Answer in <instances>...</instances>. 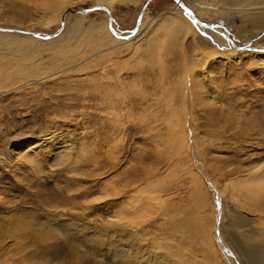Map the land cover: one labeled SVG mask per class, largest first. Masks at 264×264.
<instances>
[{
	"label": "rangeland",
	"instance_id": "1",
	"mask_svg": "<svg viewBox=\"0 0 264 264\" xmlns=\"http://www.w3.org/2000/svg\"><path fill=\"white\" fill-rule=\"evenodd\" d=\"M147 1L100 5L130 34ZM237 4L192 10L238 18L245 50L175 0L151 1L129 41L104 10L50 39L19 31L54 34L95 0H0V264H158L161 235L181 264H243L225 231L264 258V197L236 185L264 168V0Z\"/></svg>",
	"mask_w": 264,
	"mask_h": 264
},
{
	"label": "bare ground",
	"instance_id": "2",
	"mask_svg": "<svg viewBox=\"0 0 264 264\" xmlns=\"http://www.w3.org/2000/svg\"><path fill=\"white\" fill-rule=\"evenodd\" d=\"M242 0H188V3L191 5V6H193V7H187L192 13H193V16H195L201 23H204L203 21L204 20H202V18L200 17L201 16V14L203 13V15L205 14V15H209V16H211V15H213V14H216V13H221V12H224L225 10H234V9H238L239 10V7L238 6H240V4H237V3H240ZM221 3H224L226 6H229L230 8H228V7H224V6H222L221 5ZM100 4H107L108 6L111 4V0H95V6L96 5H100ZM188 5V4H187ZM231 6H234V7H231ZM194 8H196V9H198V10H200V13H194L193 12V10L192 9H194ZM241 10H245V9H241ZM66 12V11H65ZM65 12H64V14H65ZM146 12V11H145ZM185 13L187 14V15H189L190 16V18L191 19H193V20H191L190 18H188V20L190 19L191 21H194L196 24H199V25H201L200 23H197L196 22V20H194V17L190 14V13H187L186 12V10H185ZM63 14V15H64ZM145 14V13H144ZM63 15H62V17H63ZM70 15V14H69ZM69 15H67V17L69 16ZM84 15V14H83ZM202 15V16H203ZM203 16L204 18L206 17V16ZM236 16V15H235ZM250 15L249 14H246L245 15V18L246 17H249ZM66 17V18H67ZM143 18H144V16H143ZM211 18V17H210ZM221 21H223V22H225V24H221V23H219V22H217V23H219V24H216V23H209V24H205V25H201V26H203V27H205V30L207 29H209L210 31H211V29L212 30H216L217 28L219 29V30H221L220 28L221 27H211L210 25H225L224 27L226 28V30L223 28V30H225V31H228V29L230 30L232 27H234L235 26V21L238 19V18H229V17H226V16H220V18H219ZM143 20V19H142ZM190 20H189V22H190ZM62 22V21H61ZM185 22V21H184ZM188 22V23H189ZM191 23V22H190ZM145 25V22H144V20L141 22V24H140V26H139V28H138V30H137V32L132 36V37H130V38H128V39H126V38H119L118 36H116V34H114V36H115V39H119L120 41H129V40H131V39H136V38H139L140 37V35H141V33H142V30H143V26ZM190 27V26H189ZM114 28H116V27H114ZM235 29V28H234ZM116 30V29H115ZM222 31V30H221ZM28 32H31V31H28ZM112 32V31H111ZM118 34H120V35H123V36H127V35H129V34H125V33H120V32H118V31H116ZM113 33V32H112ZM219 33V31L217 30V31H215L214 33H212L210 36H214V35H217V34ZM224 33H229V31L228 32H224ZM223 33V34H224ZM24 35V34H23ZM19 39L20 38H13L12 39V41H15V42H18V44H20L21 45V42L19 41ZM232 39V38H231ZM237 38H235V39H233L234 41L236 40ZM24 41V40H23ZM22 41V42H23ZM219 41V40H218ZM233 47V46H232ZM261 55H264V52H259ZM173 126V125H172ZM175 126V125H174ZM171 128H173V127H171ZM174 133V132H173ZM264 168H262L261 170H257V171H255L254 173H252V174H250L249 175V177L248 178H246V180L245 181H240V182H238V184H236L237 186H239V188L240 189H245V190H247V191H249L250 192V194H251V196H254V197H256V198H262V197H264ZM235 185V186H236ZM198 186H199V188L196 190V196L197 197H199L200 195H201V187L202 186H200L199 184H198ZM158 191V190H157ZM201 192V193H200ZM135 198V197H134ZM200 198V197H199ZM154 199H155V197H154ZM156 200V199H155ZM253 200V199H252ZM157 201H159V200H157ZM160 201H161V204H162V201H164V200H161L160 199ZM132 202V201H131ZM135 202H133L132 203V205L134 204ZM164 203V202H163ZM136 204H138L137 202H136ZM136 204H134L135 206H138V205H136ZM149 204V203H148ZM157 204H158V202H157ZM161 204L159 205V206H161ZM128 205V204H127ZM129 206H131V205H129ZM150 206V205H149ZM226 206V205H225ZM164 207V206H163ZM139 208V207H138ZM165 208V207H164ZM135 209V208H134ZM167 209V208H166ZM226 209V208H225ZM135 211V210H134ZM261 212H263V209H261L260 210ZM135 213V212H134ZM137 213V212H136ZM225 214V213H224ZM229 214H230V212H229ZM231 214H235L240 220H244V218L243 217H241V215L240 214H236L235 212H231ZM139 216V215H138ZM233 216V215H232ZM235 216V217H236ZM141 217V216H140ZM164 217V216H163ZM136 218V217H135ZM125 219V218H124ZM260 219V218H259ZM262 219V218H261ZM129 219H128V223H127V226H128V224L129 225H131L130 223H129ZM139 221V220H138ZM130 222H133L132 220L130 221ZM263 222V221H262ZM139 223V222H138ZM176 221H171V224L175 227V226H177V228L179 227V228H181V224H179V223H177ZM261 223V222H260ZM176 224V225H175ZM255 224V223H254ZM133 225H134V223H133ZM180 225V226H179ZM225 225V224H224ZM247 225V224H246ZM245 225V226H246ZM229 226H231V227H234L235 229H240V227H241V224L240 223H233V221L232 220H230V224H229ZM243 227V226H242ZM129 228V227H128ZM134 228V227H133ZM176 228V229H177ZM202 230H203V228H201ZM256 229V228H255ZM263 230H264V227L262 228ZM205 231V230H204ZM203 231V232H204ZM207 231L208 230H206L204 233L201 231L200 233H201V235H203V236H201V237H203V238H205L206 240H207ZM197 232V231H196ZM249 232H251L252 233V235L254 236L255 235V232H252V231H249ZM140 233V232H139ZM200 233H198V234H200ZM203 233V234H202ZM225 233V235L226 236H228V239L230 240V244L232 245V247L239 253V255L241 256V257H243V264H263L264 263V258H260V257H256V255H257V253L256 254H252V253H249V252H247V251H245L243 248H241V244H240V242H241V240L240 239H238V237L237 236H235V235H233V234H230V233H228L227 231H225L224 232ZM162 234V233H161ZM197 234V233H196ZM258 236H259V234H257ZM160 236V235H159ZM206 236V237H205ZM245 238H249V239H251V238H253V236H246V235H243ZM171 237V236H170ZM200 237V238H201ZM160 238H161V240H162V242H161V244L160 245H158V246H155L154 248H156L157 250H156V252L155 253H153V255L152 256H154L155 258H157L158 259V264H181L180 262H181V259H180V262L179 261H176V260H173V258H172V252H173V249L175 248V244H174V242H172L173 240H172V238L173 237H171V239H169V238H167V237H165V236H163V235H161L160 236ZM255 238V237H254ZM253 238V240H255ZM204 239V240H205ZM160 240V241H161ZM183 240H184V238H183ZM244 240V239H243ZM245 241V240H244ZM209 241L207 240V242H205V244L207 243L208 244V246L210 247V243H208ZM255 242H258V244L260 243V240H258V238H256V240H255ZM263 242H264V240H263ZM159 244V243H158ZM177 244H179V242L177 243ZM186 244V243H185ZM252 244V243H251ZM204 245V244H203ZM205 246V245H204ZM257 246V245H256ZM140 247V246H139ZM23 248V247H22ZM181 249V248H180ZM252 250H254L253 248H252ZM33 251V250H32ZM150 251V250H149ZM178 251H180V250H178ZM260 253H261V251H260V248H259V250H258ZM180 252H182V251H180ZM33 253H34V251H33ZM214 253H215V250H214ZM263 253V255H264V251L262 252ZM17 255V254H16ZM25 256H23V258L20 260V261H16V263L15 264H55L54 262H53V260L51 261H47V258H44V257H39L38 258V256L40 255V254H38V256H36V255H34V254H24ZM114 255H116V254H114ZM175 255V254H174ZM180 255V254H179ZM247 255L248 256H250L251 258L249 259V260H246L247 259ZM257 256H259V255H257ZM180 257V256H179ZM181 257H182V253H181ZM187 257H188V255H187ZM41 258V259H40ZM195 259V258H194ZM184 260H185V257H184ZM56 262V261H55ZM193 262V261H192ZM126 263V262H125ZM131 263V262H130ZM188 263V262H187ZM204 263L205 264H219L218 263V260H217V262L216 261H210V260H204ZM81 264V263H80ZM127 264V263H126Z\"/></svg>",
	"mask_w": 264,
	"mask_h": 264
},
{
	"label": "water",
	"instance_id": "3",
	"mask_svg": "<svg viewBox=\"0 0 264 264\" xmlns=\"http://www.w3.org/2000/svg\"><path fill=\"white\" fill-rule=\"evenodd\" d=\"M151 1H153V0H148V1L146 2V4L144 5V7L142 8V10H141V12H140V15H139V18H138V22H137V26H136V28H135L133 31H131L130 34L127 35V36H126V35H125V36L120 35V34H118V33L116 32V30H115V28H114V24H113V16H112V12H111V10H110L108 7H106V6H104V5L91 6V7L85 8V9H81V10H79V9H68V10H66L65 14H64L63 17H62V25H61V27L58 29V31H57L56 33H54V34H42V33H37V32H28V31H24V30H19V31H20L22 34L33 35V36H36V37H42V38L50 39V38H52V37H56L57 35H59V34L63 31L64 26H65V23H66V17H67V15H69V14H71V13H77V14H88V13L93 12V11H95V10H104V11L107 12V14H108V16H109V26H110L111 31H112L114 34H116V36H118L119 38H126V39H128V38L132 37V36L137 32V30H138V28H139V26H140V24H141V22H142V19H143L144 13H145V11H146V9H147V7H148V5H149V3H150ZM175 1H176L179 5H181V6L184 8V10H186L187 13H190V14L193 16V13L187 8V6H186V4L183 2V0H175ZM193 17H194V20H196L197 23H200L201 25H205L204 23H201V22H200L195 16H193ZM210 26H211V27H214V28L218 26V27L224 28V29L226 30V28H225L224 26H222V25H210ZM224 37H225L228 41H230L231 45H232L233 48H235V49L245 50V49L252 48V47H250L249 43H248L247 45H245V44H244V45H235V44H234V40L231 39L229 33H224ZM258 37H260V35H259ZM254 39H256V38H254ZM252 40H253V39H252Z\"/></svg>",
	"mask_w": 264,
	"mask_h": 264
}]
</instances>
